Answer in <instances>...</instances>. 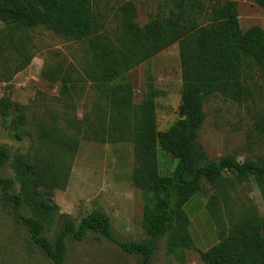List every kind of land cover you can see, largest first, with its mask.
Segmentation results:
<instances>
[{"label":"rangeland","instance_id":"rangeland-1","mask_svg":"<svg viewBox=\"0 0 264 264\" xmlns=\"http://www.w3.org/2000/svg\"><path fill=\"white\" fill-rule=\"evenodd\" d=\"M126 1L136 4L135 20L141 26L155 16L168 14L173 3L97 0L100 32L118 49L129 45L119 11ZM233 1L242 30L252 26L264 29L263 3ZM4 26L0 21V29ZM26 39L31 54L28 62L11 51L0 56V99L6 97L21 105L24 112L21 119L19 111H12L8 117L0 114V146L6 144L10 152L2 175L14 179L13 190L20 192L14 166L18 155H25L35 164L47 163L56 186L52 197L55 218L44 230L51 241H55L65 218L78 224L93 210L109 214L118 239H150L146 218L150 198L134 181V142L86 138L84 117L92 112L95 103H104L101 84L130 85L135 105L154 106L157 131L170 130L179 119L184 84L181 44L175 43L114 79H107L96 72L87 40L72 39L45 27L27 30ZM248 84L253 97L244 104L221 93L205 100L206 118L197 140L206 152V161L226 158L264 163V139L254 126L255 118L264 113L261 71H251ZM178 163L173 153L157 147L155 166L160 176L171 175ZM262 182L264 177H241L235 173H225L215 182L203 180L199 192L185 205L189 225L175 216L168 234L156 240L153 264H208L204 254L228 235L246 209L254 207L264 217ZM21 212L31 215L26 204ZM185 225L191 236L182 234ZM0 264H56L32 242L26 227L2 200L1 189ZM64 264H142V260L104 235L90 232L84 240L68 237Z\"/></svg>","mask_w":264,"mask_h":264},{"label":"trees","instance_id":"trees-1","mask_svg":"<svg viewBox=\"0 0 264 264\" xmlns=\"http://www.w3.org/2000/svg\"><path fill=\"white\" fill-rule=\"evenodd\" d=\"M259 1L264 4V0ZM119 11L129 36V45L122 49L108 43L100 32L97 0H0V21L5 24L0 29V56L11 51L28 62L31 54L26 31L45 27L72 39L87 40L96 72L114 79L175 43L182 46L184 84L179 119L170 130L157 131L154 106L135 105L130 85L101 84L104 103H95L84 117L86 138L134 142V181L150 198L146 213L150 239H118L109 214L93 210L78 224L65 218L55 241L49 240L44 230L55 218L52 197L56 186L47 163L35 164L25 155H18L14 166L22 189L15 192L14 179L2 175L10 159L9 148L6 144L0 146L1 198L26 227L32 242L56 264L66 261L68 237L84 240L90 232H98L126 252L140 256L142 264H153L156 240L168 234L175 216L189 225L185 205L199 192L203 180L215 182L225 173L264 177V163L226 158L206 161V152L197 140L206 118L204 102L210 95L221 93L239 104L253 97L248 78L251 71L259 70L264 75V29L252 26L242 30L233 0H173L168 14L155 16L143 26L135 20L133 1L122 3ZM136 57L139 59L134 60ZM12 111H19L20 119L24 117L21 105L2 97L0 114L8 117ZM254 124L264 139V113L255 118ZM158 146L179 159L169 176H160L156 170ZM261 187L264 192V182ZM24 204L31 215L22 214ZM181 232L191 236L187 226ZM204 255L208 264H264V217L254 207L246 209L228 235Z\"/></svg>","mask_w":264,"mask_h":264},{"label":"crops","instance_id":"crops-1","mask_svg":"<svg viewBox=\"0 0 264 264\" xmlns=\"http://www.w3.org/2000/svg\"><path fill=\"white\" fill-rule=\"evenodd\" d=\"M191 202V201H190ZM189 204V203H188ZM187 206V205H186ZM187 211V213L189 214V210H186Z\"/></svg>","mask_w":264,"mask_h":264}]
</instances>
